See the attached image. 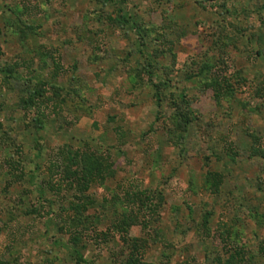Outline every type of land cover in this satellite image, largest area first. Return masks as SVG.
Here are the masks:
<instances>
[{"label":"rangeland","instance_id":"374dc122","mask_svg":"<svg viewBox=\"0 0 264 264\" xmlns=\"http://www.w3.org/2000/svg\"><path fill=\"white\" fill-rule=\"evenodd\" d=\"M226 2L230 12L218 0H0V122L10 136L0 137V163L13 156L25 170L18 180L0 169V264H78L55 219L70 195L49 214L37 185L67 146L114 161L89 191L101 229L123 214L127 190L160 201L155 213L142 210L148 226H133L125 245L121 231L108 243L84 239L91 264H121L134 237L147 238L149 264H225L237 249L245 259L231 264H264V157L250 148L254 136L264 144V0ZM24 5L31 32L17 14ZM121 6L129 25L114 19ZM218 71L240 82L222 104L206 85ZM40 79L47 118L38 131L37 110L21 97ZM161 79L169 86L159 102ZM180 111L191 119L185 130ZM210 170L224 176L217 192L205 185ZM32 206L42 216L25 214Z\"/></svg>","mask_w":264,"mask_h":264},{"label":"trees","instance_id":"16d2710c","mask_svg":"<svg viewBox=\"0 0 264 264\" xmlns=\"http://www.w3.org/2000/svg\"><path fill=\"white\" fill-rule=\"evenodd\" d=\"M104 1L107 3L114 2V0ZM126 1L127 0H122L123 3ZM218 1L219 4H222L223 7H225V12H230L228 9L229 7L226 6V0L222 3L221 0ZM260 9L264 10V3L261 5ZM30 11L31 9H29L26 5L22 6V8L17 11V14L20 17L22 16V19H24V21L22 20L25 23L24 32L26 28L29 32H31L34 28L32 27L33 24L27 23L28 20L25 22ZM109 18L112 19L111 17ZM114 19L126 25L131 23L130 19L125 15V13H123L122 6L119 8V13ZM134 27L136 26H133V28ZM254 38L257 37L255 36ZM248 40H253V37H249ZM141 44L145 45V41H141ZM257 54L264 58V55L260 50H257ZM54 61L56 62L55 58ZM221 71H218V74H215L210 81L206 83L207 87L213 90L214 98L218 104H222L224 100H229L232 97L234 98L237 90L236 83H240L239 81H236L235 83L232 79L221 73ZM145 73L147 72L143 71L140 72L139 75L142 76ZM148 73H150L149 76H151V79L153 80L154 75H151V72ZM35 77L38 78V76ZM36 82L38 81L36 80ZM46 84L45 80L40 79L39 83L35 84L36 86L29 95L21 97V103L25 110H37V116L34 119L38 131L39 129L45 127V118H47V113H45V110L43 109L44 107H41L45 103V99L43 98L45 96L44 86ZM168 84L169 81L165 79L158 80L157 82L155 80L153 81L157 101H162V90L166 88V86H169ZM256 93L259 97L264 96V90L261 88H258ZM182 96L184 97V95ZM179 115H181L183 128L185 130L187 123L189 124L191 119L188 112L184 113L183 111H180ZM2 127V123L0 122V129H2L3 133L0 137L9 138V133ZM254 138L257 145L250 147L251 153L253 156L264 157V144L261 138L258 136H254ZM35 140L37 143L36 148L41 150V143H39L37 138ZM6 144L8 145V142H6ZM38 144H40V147H38ZM57 155L58 159L49 163L48 179H44L42 181L40 180L41 182L38 181V193L40 200H43L44 203L48 202L49 208L47 212L53 215L54 212H56V210H54L56 203H59L62 206L65 201L64 198L70 195L69 204L62 207L63 213L57 212L55 214V219L58 217L61 218L60 220H62L64 224L59 226L60 230L62 232L63 230H67L66 232L70 234V244L68 246L71 249L70 256L73 260H75V263L91 264V262L85 257L84 251L86 250L87 244L84 242V239L88 238L97 243H108L111 238H113V235L111 236V232L113 230L119 231L118 233H123L120 237L125 245L129 242L127 234L133 226L141 225L144 229L148 226V219H145L147 214L156 211L157 206L160 205V201L154 203V192L148 193L143 190H127L125 192V199L123 200V214H120L115 221L112 222L111 226L108 225L105 229L100 228V226L103 225V222L105 224V220H101L100 218L98 219V216L95 213L89 212L90 207L96 206L98 203L95 198L89 194L91 187L94 184L105 183L108 180V177L113 174L114 161L111 159L112 157L110 153H97L96 151L90 150L81 151L80 149H72L67 146V148H60ZM0 169L2 170L1 172L5 171L9 175H14V178H17L18 180L24 178L25 175L24 166L13 156L11 159L6 158V160H3L0 163ZM57 173H59V178L54 180V174ZM34 177L35 175H31V178ZM223 177L224 176L221 172L210 170L205 180L206 187L217 192L220 189L219 186L223 183ZM49 194H52V197H48ZM159 194L161 198V193ZM145 208L150 212L143 213L142 210ZM25 214H38L39 216H42L41 208L37 206L27 208L25 210ZM147 244V238L145 237L132 238L130 246H127L128 250L126 251L127 248L124 247L121 250V264H149L143 260ZM261 250L264 252V247H261ZM231 257L232 258H229L225 264H231L233 260L243 262L245 259L244 252L238 249L234 251V254L232 253ZM217 261L218 264H221L222 259L220 256L217 257ZM6 264H10V262L7 261Z\"/></svg>","mask_w":264,"mask_h":264}]
</instances>
